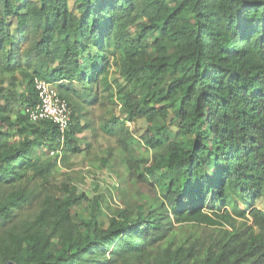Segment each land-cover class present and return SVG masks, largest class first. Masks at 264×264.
I'll use <instances>...</instances> for the list:
<instances>
[{"label":"trees","instance_id":"1","mask_svg":"<svg viewBox=\"0 0 264 264\" xmlns=\"http://www.w3.org/2000/svg\"><path fill=\"white\" fill-rule=\"evenodd\" d=\"M74 1L77 13L69 0H0V190L18 185L0 197V264H103L108 252L141 262L183 223L218 227L219 236L201 257L182 246L160 264H264V211L255 207L264 199V0ZM109 48L126 81L116 90L123 116L147 125L120 145L129 175L156 190L151 203L107 225L95 213L77 221L84 195L63 184L51 218L34 221L49 235L8 230L27 202L23 180L47 179L55 165L44 156L58 147L57 127L25 113L38 103L35 78L70 104L62 157L77 153L80 103L97 104L99 86L111 87ZM109 123L112 136L126 129L118 117Z\"/></svg>","mask_w":264,"mask_h":264},{"label":"rangeland","instance_id":"2","mask_svg":"<svg viewBox=\"0 0 264 264\" xmlns=\"http://www.w3.org/2000/svg\"><path fill=\"white\" fill-rule=\"evenodd\" d=\"M69 5L71 12L77 13L75 1L69 0ZM137 25L129 29L131 37L136 32ZM117 54V50L110 48L105 50L104 61L109 67L110 89L102 91L103 89L99 86L97 104L80 103L82 109L76 119L83 125L84 130L77 135L79 152L66 153L60 159H56V156L51 153L44 156L55 163L50 176L42 179L37 175L34 179L23 180L21 187L27 202L21 208L15 209L12 219L6 226L8 230L42 231L48 234L50 230L47 227L39 226L34 221L45 212L51 218L53 202L63 197V184L76 187L77 191L84 195L82 201L72 210V215L77 221L80 218H89L91 213H95L100 215V221L107 225L108 219L116 216L119 211L125 208L132 210L135 206L151 203L156 190L147 182L139 180L137 176L129 175L127 163L129 155L120 145V141L126 140L129 136L140 140L147 125L143 119L129 121L123 116L116 90L119 86L126 85V81L121 76V61L117 59ZM72 89L79 92L82 87L73 84ZM115 117H118L120 121L125 120L126 129L112 136L104 128L108 124L111 125L109 122ZM166 123L171 128L173 127L174 132H177V122H174L172 113ZM130 146L132 149L135 148L133 143ZM137 152L144 157L152 153L144 149H138ZM138 173L141 174V171L139 170ZM17 188L18 185H13L0 190V197ZM96 204L99 205L98 210ZM255 207L264 211V199H257ZM241 208L247 209L246 206H241ZM241 221L238 220V222ZM174 226L168 240L155 247L151 256L141 262L132 260L131 264H160L168 258L169 254L182 246L184 248L195 246V257H201L212 240L219 236L218 227L196 223L175 224ZM98 260L103 264H123L117 259L110 261V252L107 253L106 261L104 258ZM195 262L196 259H193L187 264H195Z\"/></svg>","mask_w":264,"mask_h":264},{"label":"built area","instance_id":"3","mask_svg":"<svg viewBox=\"0 0 264 264\" xmlns=\"http://www.w3.org/2000/svg\"><path fill=\"white\" fill-rule=\"evenodd\" d=\"M34 87L38 103L34 107L26 108L25 113L32 123L48 121L57 127L59 132L58 147L51 154L60 159L64 150L66 133L71 125V106L60 97L52 83L35 78Z\"/></svg>","mask_w":264,"mask_h":264}]
</instances>
